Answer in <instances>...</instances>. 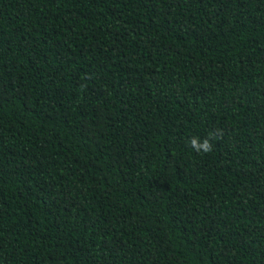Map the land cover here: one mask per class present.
Instances as JSON below:
<instances>
[{
  "label": "trees",
  "instance_id": "obj_1",
  "mask_svg": "<svg viewBox=\"0 0 264 264\" xmlns=\"http://www.w3.org/2000/svg\"><path fill=\"white\" fill-rule=\"evenodd\" d=\"M0 264H264V0H0Z\"/></svg>",
  "mask_w": 264,
  "mask_h": 264
},
{
  "label": "clouds",
  "instance_id": "obj_2",
  "mask_svg": "<svg viewBox=\"0 0 264 264\" xmlns=\"http://www.w3.org/2000/svg\"><path fill=\"white\" fill-rule=\"evenodd\" d=\"M191 146L197 150H203V152L207 153L210 152L212 150V145L210 144L209 140H204L203 143H199L197 138H193L190 141Z\"/></svg>",
  "mask_w": 264,
  "mask_h": 264
}]
</instances>
